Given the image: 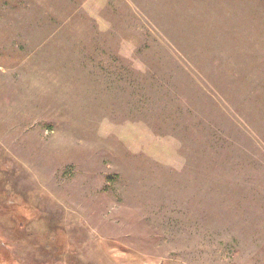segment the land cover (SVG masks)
<instances>
[{"label": "rangeland", "instance_id": "374dc122", "mask_svg": "<svg viewBox=\"0 0 264 264\" xmlns=\"http://www.w3.org/2000/svg\"><path fill=\"white\" fill-rule=\"evenodd\" d=\"M0 264H264V0H0Z\"/></svg>", "mask_w": 264, "mask_h": 264}]
</instances>
